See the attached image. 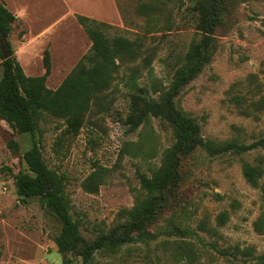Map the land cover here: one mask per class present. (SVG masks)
Listing matches in <instances>:
<instances>
[{
  "label": "rangeland",
  "instance_id": "rangeland-1",
  "mask_svg": "<svg viewBox=\"0 0 264 264\" xmlns=\"http://www.w3.org/2000/svg\"><path fill=\"white\" fill-rule=\"evenodd\" d=\"M1 1L17 16L8 35L15 58L27 75H40L48 49L45 83L55 88L89 47L74 42L73 22L56 24L63 13L59 0ZM114 1L120 20L105 32L138 39L136 57L119 68L76 134L49 114L41 116L34 134L46 166L66 176L69 212L87 239L124 220L122 210L132 207L140 192L138 172L156 169L172 142L168 126L155 117L129 130L124 123L129 95L156 97L197 38L189 0ZM141 3L152 10L139 12ZM213 35L214 55L175 97V105L197 119L205 139L246 144L264 135V0L234 4ZM30 138L0 117V264H63L65 256L54 243L58 219L37 196L22 200L15 191V175L26 170L22 153ZM9 139L18 142V150L10 149ZM243 162L261 167L256 187L243 178ZM180 171L175 196L147 226L156 236L97 251L90 264H245L232 256L234 245L264 253V232L253 228L264 215V147L215 156L195 149L182 159ZM222 211L227 220L218 226ZM201 220L217 234L201 230ZM222 249L229 252L221 254ZM70 257L76 264L78 257Z\"/></svg>",
  "mask_w": 264,
  "mask_h": 264
},
{
  "label": "trees",
  "instance_id": "trees-1",
  "mask_svg": "<svg viewBox=\"0 0 264 264\" xmlns=\"http://www.w3.org/2000/svg\"><path fill=\"white\" fill-rule=\"evenodd\" d=\"M242 1L247 0H189L195 16L197 38L178 59L170 81L156 97L139 93L129 95V108L124 118L129 130H134L148 117L158 118L168 126L172 142L163 151L156 169L150 174L138 172L140 192L133 206L122 210L124 220L87 239L69 212L63 192L66 176L46 166L34 134L43 114L61 118L65 127L76 134L84 125L86 112L110 88L119 68L134 60L140 47L139 40L121 34L109 36L105 32L111 26L109 23L75 14L91 44L61 82L55 88H49L45 83L51 69L48 49L44 50L42 56L43 73L27 75L8 41L17 16L0 0V41L4 39L11 52L9 57L3 59L0 51V117L16 133L31 137L29 147L22 153L26 170L15 175V191L22 200L37 196L58 219L60 230L54 237V243L65 256L63 264H72L71 255L78 257L76 264H90L97 251H114L125 243L154 238L157 233L148 230L147 226L156 220L160 208L175 196L182 179L181 161L195 149L215 156L264 147V135L246 144L235 138L223 141L205 139L197 119L178 108L174 101L183 87L210 62L217 47L213 35L216 27L224 22L234 4ZM149 10H152V6L146 3L138 6L141 13L148 14ZM236 100H240L239 97ZM7 144L14 151L19 149L14 139H9ZM241 172L249 185H258L262 174L260 166L243 162ZM227 216L226 211L220 212L216 216L217 225H223ZM199 228L217 234V230L205 220L200 221ZM253 228L258 233L264 232V215H259L253 221ZM177 230L182 231L180 228ZM233 250L232 256L240 258L245 264H264V253H256L252 246L240 248L234 245ZM220 252L226 254L229 251L222 249Z\"/></svg>",
  "mask_w": 264,
  "mask_h": 264
},
{
  "label": "crops",
  "instance_id": "crops-1",
  "mask_svg": "<svg viewBox=\"0 0 264 264\" xmlns=\"http://www.w3.org/2000/svg\"><path fill=\"white\" fill-rule=\"evenodd\" d=\"M72 1L73 0H59L60 4L63 6V13L56 24L66 19L73 22L74 42L79 47L82 43H85L89 47L91 41L82 26L76 20L75 14L85 15L107 23H117L116 21L120 20L114 0H74V5Z\"/></svg>",
  "mask_w": 264,
  "mask_h": 264
},
{
  "label": "water",
  "instance_id": "water-1",
  "mask_svg": "<svg viewBox=\"0 0 264 264\" xmlns=\"http://www.w3.org/2000/svg\"><path fill=\"white\" fill-rule=\"evenodd\" d=\"M0 51H1V54H2V58L5 59L7 57L10 56L11 52L10 50L8 49L4 39L0 41Z\"/></svg>",
  "mask_w": 264,
  "mask_h": 264
}]
</instances>
